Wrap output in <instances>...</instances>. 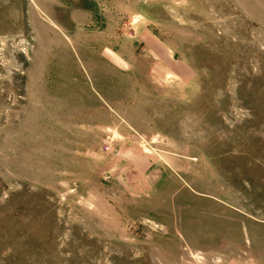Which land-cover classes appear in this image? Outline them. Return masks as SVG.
Segmentation results:
<instances>
[{"label":"rangeland","instance_id":"374dc122","mask_svg":"<svg viewBox=\"0 0 264 264\" xmlns=\"http://www.w3.org/2000/svg\"><path fill=\"white\" fill-rule=\"evenodd\" d=\"M0 264H264V0H0Z\"/></svg>","mask_w":264,"mask_h":264}]
</instances>
